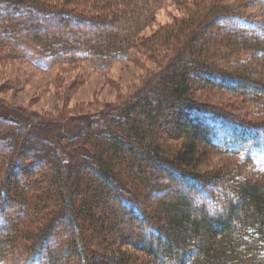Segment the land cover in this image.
<instances>
[{
    "label": "trees",
    "instance_id": "16d2710c",
    "mask_svg": "<svg viewBox=\"0 0 264 264\" xmlns=\"http://www.w3.org/2000/svg\"><path fill=\"white\" fill-rule=\"evenodd\" d=\"M88 1L96 15L68 9V2L0 0V56L41 68L121 60L158 0ZM218 4L161 36L164 45L182 34L186 43L148 91L71 143L68 162L49 140L34 141L16 121L0 119V264L19 239L28 243L21 264L76 257L131 264L126 249L154 264H264V117L240 121L191 98L190 83L199 81L264 100L252 64L233 58L235 51L264 57V21ZM161 132L181 139L180 148L162 154ZM199 146L251 163L255 172L200 173ZM32 224L35 234L21 229Z\"/></svg>",
    "mask_w": 264,
    "mask_h": 264
},
{
    "label": "rangeland",
    "instance_id": "374dc122",
    "mask_svg": "<svg viewBox=\"0 0 264 264\" xmlns=\"http://www.w3.org/2000/svg\"><path fill=\"white\" fill-rule=\"evenodd\" d=\"M41 1L61 6L68 2V0ZM214 1H152L153 12L146 24L139 28L134 46L121 60L97 64L88 61H69L41 68L24 58L0 56V119L16 121L23 127L22 135L30 132L34 141L49 140L59 153L60 160L68 162L71 143L80 135L82 137L87 132L97 129L95 125L102 124L104 119L116 115L137 94L148 91L152 81L163 72L166 64L172 61L176 54L178 55V47L186 43V35L183 34L180 37L176 36L175 39L170 38L169 43L165 45L159 41L161 36L163 37L166 31H176L183 22L188 25L190 21L197 19L196 14L203 15V10ZM70 2L72 1L66 4L68 9L82 11L88 15L97 14L93 9L90 11L91 1L87 4L84 0H76L83 2V6ZM218 6L231 8L233 14L250 21H264V0H219ZM121 9L122 7H119V10ZM23 16L27 17L21 14V17ZM34 21L42 24L38 17L37 21ZM214 25L220 28L218 22ZM186 28L196 29L193 26ZM213 32L214 30H211V34ZM234 53L236 55L233 58L238 62L247 60L252 64L250 66L254 73L252 77L256 76L258 81L264 82L263 56L250 51ZM190 85L191 98L206 109L216 110L244 122H255L264 117L263 99L252 100L245 95L212 88L199 81ZM168 125L172 128V124ZM158 138L159 146L164 149L162 154L166 155L179 149L182 143L181 139H172L162 132ZM199 149L201 156L197 171L200 173L238 172L250 176V173L255 172V167L251 163H242L236 157L221 155L202 146H199ZM82 154L88 155L91 151L83 149ZM71 168L72 166L67 165L65 172ZM22 214L19 218L25 221L26 215ZM27 226H21V229L31 234L37 232V225ZM84 237L88 240L91 236L86 233ZM19 240L15 250L6 256L3 264H21L20 259L23 258L24 247L28 246V243ZM126 250L132 257L131 264H154L142 253ZM71 264L85 263L76 257Z\"/></svg>",
    "mask_w": 264,
    "mask_h": 264
}]
</instances>
